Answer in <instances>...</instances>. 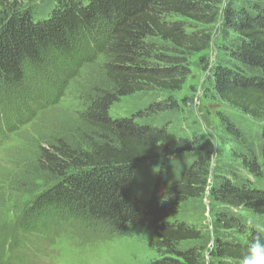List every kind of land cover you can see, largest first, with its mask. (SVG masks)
Masks as SVG:
<instances>
[{
  "label": "trees",
  "instance_id": "1",
  "mask_svg": "<svg viewBox=\"0 0 264 264\" xmlns=\"http://www.w3.org/2000/svg\"><path fill=\"white\" fill-rule=\"evenodd\" d=\"M23 2L0 0V86L30 81L51 55L83 59L79 41L100 22L109 26L101 60L82 73L81 63L73 69L81 78L79 124L41 136L31 162L16 163L8 192L29 199L12 250L27 255L33 236L48 237L72 219L116 236L152 231L159 258L150 264H241L250 244L264 240V0ZM217 31L213 64L205 53ZM196 56L231 110L217 114V147L197 133L171 132L182 115L175 94ZM126 97L144 100L143 109L113 118L110 109ZM143 165L155 171L141 175ZM139 175L150 184L149 198L139 195ZM15 260L29 264L23 256L8 263Z\"/></svg>",
  "mask_w": 264,
  "mask_h": 264
},
{
  "label": "rangeland",
  "instance_id": "2",
  "mask_svg": "<svg viewBox=\"0 0 264 264\" xmlns=\"http://www.w3.org/2000/svg\"><path fill=\"white\" fill-rule=\"evenodd\" d=\"M24 1L25 7L32 2L33 8L41 5L47 8L53 0ZM221 24L222 21L218 26ZM108 26L106 22H100L92 36H86L84 41H79L83 59L66 56V59L61 60L59 55H51L42 68L37 67L30 73V81L15 87L0 86V123L4 120L8 127L7 130L4 124L0 126V135H6L0 143V264H25L19 260L8 263L13 256L20 259L23 256L29 264H150L159 258L152 248L155 236L150 230L129 228L124 236H116L104 227L86 228L72 219L48 237L44 232L33 236L31 240L34 247H27L28 256L23 251L21 254L20 251L12 250L25 217L26 207L22 205L27 204L29 199L21 200L17 195L22 197L23 194L12 195L8 192V185L14 184L20 167L16 163L23 160L24 163L31 162L33 145L41 136L58 135L79 124V111L82 107L75 99V94L79 93L76 82L80 76L76 78L78 69L75 72L74 66L76 62L81 63L82 70L79 73H82L86 66L91 67L97 60H101L98 54L105 45ZM212 33L214 41L205 55L214 64L222 36L219 31ZM89 40L90 46L87 50ZM80 54L77 52L78 56ZM190 63L191 76L183 89L175 94L182 115L179 123L171 128V132L178 137L197 133L217 147V114L231 110L216 96L212 73L203 69L199 56L192 58ZM184 99H187V106L182 102ZM144 103V100L137 97L123 98L112 106L110 115L115 119L129 118L143 109ZM153 171L154 168L143 165L139 172L141 175H150ZM136 186L142 198H149L150 184L140 175L137 176ZM2 196L6 200H2ZM210 201L208 193L203 199L207 216ZM188 207L194 210L197 205L190 204ZM199 223L202 224V220Z\"/></svg>",
  "mask_w": 264,
  "mask_h": 264
},
{
  "label": "clouds",
  "instance_id": "3",
  "mask_svg": "<svg viewBox=\"0 0 264 264\" xmlns=\"http://www.w3.org/2000/svg\"><path fill=\"white\" fill-rule=\"evenodd\" d=\"M241 264H264V240L253 241Z\"/></svg>",
  "mask_w": 264,
  "mask_h": 264
}]
</instances>
